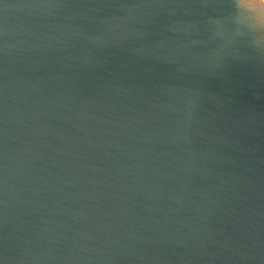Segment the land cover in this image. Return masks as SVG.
<instances>
[{
	"label": "water",
	"instance_id": "1",
	"mask_svg": "<svg viewBox=\"0 0 264 264\" xmlns=\"http://www.w3.org/2000/svg\"><path fill=\"white\" fill-rule=\"evenodd\" d=\"M229 11L0 0V264H264V52Z\"/></svg>",
	"mask_w": 264,
	"mask_h": 264
},
{
	"label": "clouds",
	"instance_id": "2",
	"mask_svg": "<svg viewBox=\"0 0 264 264\" xmlns=\"http://www.w3.org/2000/svg\"><path fill=\"white\" fill-rule=\"evenodd\" d=\"M229 9L234 41L241 39L249 48L264 52V4L257 0H229ZM216 33L222 34L219 28Z\"/></svg>",
	"mask_w": 264,
	"mask_h": 264
}]
</instances>
